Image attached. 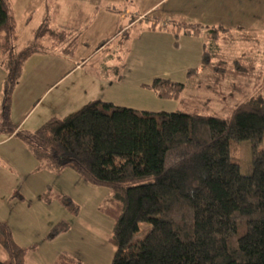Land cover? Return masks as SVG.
<instances>
[{"label": "trees", "instance_id": "16d2710c", "mask_svg": "<svg viewBox=\"0 0 264 264\" xmlns=\"http://www.w3.org/2000/svg\"><path fill=\"white\" fill-rule=\"evenodd\" d=\"M48 21L46 14L36 29L37 42L49 36L65 44L79 34V28H56ZM174 24L177 37L183 32L205 39L202 68H190L188 76L207 71L209 79L233 80L255 71L253 57L227 58L230 50L220 41L236 40L229 29ZM16 26L10 1L0 0V50L7 67L0 130L15 132L43 167L72 168L83 180L110 189L106 211L114 219L110 240L116 246L111 264H264V84L226 116L139 110L95 99L30 132L9 121L23 62L36 51L35 46L14 51ZM236 33L254 39L242 28ZM147 86L168 99L178 98L185 88L167 77ZM230 88L236 92L243 85L233 81ZM240 141L250 144L249 174L235 158ZM16 195L24 200L20 192ZM55 197L78 214L80 206L71 196ZM42 198L51 201L53 195L48 189ZM144 222L151 229L135 241ZM69 230L70 224L60 220L46 239ZM0 245L7 252L0 264H27L28 248L16 242L6 221H0ZM52 264L90 263L62 251Z\"/></svg>", "mask_w": 264, "mask_h": 264}, {"label": "rangeland", "instance_id": "374dc122", "mask_svg": "<svg viewBox=\"0 0 264 264\" xmlns=\"http://www.w3.org/2000/svg\"><path fill=\"white\" fill-rule=\"evenodd\" d=\"M159 1L11 0L17 25L13 49L20 52L35 46L36 51L23 62L19 82L23 80L24 84L18 83L19 86L12 93L9 121L20 129L33 132L48 119L62 117L95 99L139 110H181L226 116L238 103L260 89L261 84H264V77H260L264 73L263 4L258 0H245L243 4L244 10L248 9L254 14L249 24L254 30H250L251 38L254 39L250 41L239 36L237 28L222 25L221 22H226L222 14L210 17L211 22L216 23H197L208 27L223 26L233 32L236 40L223 46L224 50H230L226 51L230 61L237 57H253L256 62L255 71L245 77L233 80L224 77L217 81L207 78V71L188 76L190 68H197L198 71L202 68V52L199 48L195 52L194 45L202 46L205 39L203 36L202 40L177 37L173 20L153 22V16H157L172 0H162L158 9L144 13L146 7ZM140 8H143L140 13L135 12ZM46 14L50 26L66 30L79 28L78 36L65 44L49 36L37 42L36 29ZM137 14H145L141 17L143 20L138 19L135 25L128 26L132 17L138 18ZM203 18L208 17L204 14ZM126 27L129 37L124 40L125 35L120 31L123 28L126 31ZM5 56L0 50V109L7 74ZM156 77L183 82L185 88L178 98H161L153 88L147 86ZM233 81L241 83L243 88L232 92L230 82ZM78 98L82 101L78 102ZM7 136L5 132L0 133V138ZM238 146L235 158L242 171L249 174L252 172L250 144L248 141H240ZM24 150L32 155L26 142L18 136L0 144V219L10 223L17 239L28 248L27 264H47L48 253L52 248L46 244V238L40 239L36 225L20 219L23 214L25 220L29 211L21 206L22 200L19 197L12 196V191L17 189L23 193V187L30 188L29 183L32 181L36 182L34 191L39 188V180L44 181V175H48L51 182L45 184L41 194L49 189L53 195L51 201L44 200L46 205L50 204L52 210L60 213L70 224L71 231L79 235L77 240L72 235V244L62 246L72 248L74 257L90 264H111L116 246L110 240L114 219L106 211L111 203L110 189L83 180L72 168L60 172L45 168L40 162L36 167L28 169H34L32 171L28 172L24 168V172H19L22 161L19 153H26ZM57 194L71 196L80 206L78 214L61 203L55 197ZM28 201L33 202L32 208L38 211L34 199ZM5 206H8V210ZM39 213L43 217L48 212L40 210ZM150 229V223H142L134 240L143 238ZM102 253H105V257L100 259ZM5 258L7 252L0 245V259Z\"/></svg>", "mask_w": 264, "mask_h": 264}, {"label": "crops", "instance_id": "0c3cea01", "mask_svg": "<svg viewBox=\"0 0 264 264\" xmlns=\"http://www.w3.org/2000/svg\"><path fill=\"white\" fill-rule=\"evenodd\" d=\"M9 1H10V5L12 7V10H13L11 0H9ZM161 1L155 2L152 4V6L146 7L143 10L144 13L147 11L151 12L152 10L154 11L155 9H158L160 7L159 3ZM246 1H248V0H246ZM244 2H245V0H172L169 3V5L162 8L161 11L159 10L160 13L157 16H153L152 21L156 22V23H158L160 21L161 22H163V21L168 22L169 20L184 21V22L190 21V23H200V24L204 23L203 25H207L210 23H216V22H211L210 17L215 18V17H217L215 15H221L222 14L223 16H225V21H226V22H221L222 25H227V27L242 28L243 30H246V32L249 31L251 33V31H254V30H252V28H250L249 24L253 21L254 14L252 12H249L248 9L244 10V6H243ZM258 2L264 5V0H260V1L258 0ZM134 4H135V2L132 3V5H134ZM238 4H240L239 7H238ZM141 9H143V8L138 9V11L135 10V12L140 13ZM13 12H14V10H13ZM204 14H206L208 18H203ZM137 15H139V14H137ZM143 15H145V14L139 15L138 18H136V19H133V17H132L129 21V24H127V25L132 27L133 25L136 24L138 19L143 20L141 18ZM256 15H258V14H256ZM261 15H264V11H261ZM229 16H230V18L228 19L227 17H229ZM247 16H249V17H247ZM245 18H252V19L246 20ZM228 20H229V22H227ZM219 21H222V20H219ZM244 22H246L247 24H245ZM123 29H121L120 32L126 36L124 40H127L129 37L128 32H127L128 28L126 27V31H124ZM180 36L192 37L195 40H202L203 39L202 34L199 36H193V35H187L183 32H180ZM220 44L222 45V47L224 45H228L224 41H220ZM196 45H194L195 46L194 47L195 52L199 48L200 53H201L203 51V43H202V46H200L198 44L197 45L198 47H197ZM19 84H24V81L22 80L21 83L19 82ZM19 84H18V86H19ZM79 101H82V99L78 98V102ZM1 104H2V102H1ZM13 108H12V110H14ZM1 111H2V108L0 109V115H1ZM17 128L20 129L18 126H17ZM1 132L7 133L8 136L0 138V144L10 142L13 140L14 137H16L15 132H7L5 130H0V133ZM19 157L22 158V161H21L20 167H19V172H24L23 171L24 168H26L28 170L30 168H33V167H36L37 165H39V163H38L39 161L34 157L33 154L30 155L27 152L26 153L20 152ZM32 170H34V169L28 170V172L32 171ZM66 170H67V168H65L64 170H62L60 172H63ZM49 178L50 177H48V175L47 176L44 175L43 176L44 181H42L40 179L39 180L40 184H38L39 188L34 190V191H33V187H35L34 183H36V182L33 183V181H32L29 183L30 188L24 186L23 187L24 192L23 193L20 192L24 196V200H22L21 206H24L23 207V208H25L24 210L29 211L28 214L25 215V220L23 219V217H24L23 214H22L20 219H22L24 222L26 221V222H30V223L36 225V227L39 229L40 239H43V240L46 238V235L48 234V232L50 231V229L53 227L54 224H56L60 220H64L60 216V213L55 212V209L52 210L49 207L50 204L46 205V203H45L46 200L43 199L41 196L42 195L41 193L44 191L43 187L45 186V184L51 182ZM16 191L19 192V190L14 189L12 191V196L16 195ZM31 199H34L35 207L38 208V211L35 210L34 208H32L33 202L28 201ZM5 209L8 210V206H5ZM40 210L47 211L48 213L45 214L43 217H40V213H39ZM37 212L39 214H37ZM0 221H3V219H0ZM8 224L10 225V223H8ZM11 228H12V226H11ZM12 231H13V228H12ZM13 235H14L16 242L18 244L24 246V243L20 242L17 239V237L15 236V233H13ZM72 235H73L75 240H77L76 238H79V235L77 233H75L74 231H71V229H70L68 232L61 233L56 238H54L52 240L45 241V242H47L46 244L49 246V248H52L51 251L48 253L49 258H48L47 264H52L54 262V260L57 258V256L62 251L68 250L67 252L70 253L71 255H73V252L71 250L72 248L68 249V248H64L62 246V245H66V244H72V240H73ZM75 240H74V242H75ZM104 257H105V253H102L99 256L100 259H103Z\"/></svg>", "mask_w": 264, "mask_h": 264}]
</instances>
